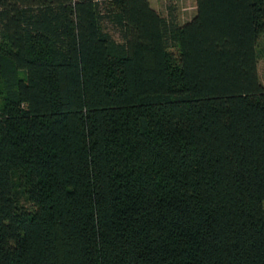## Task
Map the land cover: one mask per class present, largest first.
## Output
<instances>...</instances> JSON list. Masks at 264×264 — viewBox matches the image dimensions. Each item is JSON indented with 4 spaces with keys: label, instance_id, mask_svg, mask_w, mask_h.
<instances>
[{
    "label": "trees",
    "instance_id": "obj_1",
    "mask_svg": "<svg viewBox=\"0 0 264 264\" xmlns=\"http://www.w3.org/2000/svg\"><path fill=\"white\" fill-rule=\"evenodd\" d=\"M194 2L0 0V264H264V0Z\"/></svg>",
    "mask_w": 264,
    "mask_h": 264
},
{
    "label": "crops",
    "instance_id": "obj_2",
    "mask_svg": "<svg viewBox=\"0 0 264 264\" xmlns=\"http://www.w3.org/2000/svg\"><path fill=\"white\" fill-rule=\"evenodd\" d=\"M185 1L186 0H149V3L150 6L163 17L168 18L171 15L178 23L182 24L189 21L195 14V4L193 7L194 11L191 12V15L190 13H185L183 9V2Z\"/></svg>",
    "mask_w": 264,
    "mask_h": 264
},
{
    "label": "rangeland",
    "instance_id": "obj_3",
    "mask_svg": "<svg viewBox=\"0 0 264 264\" xmlns=\"http://www.w3.org/2000/svg\"><path fill=\"white\" fill-rule=\"evenodd\" d=\"M194 1L193 0H186L185 2H183V9L185 11V13H190L194 11L193 7H194ZM113 36L116 40H118L117 35L113 33ZM259 50L263 53L260 57V60L258 62V75L260 78L261 83L264 85V34L262 35L260 41H259Z\"/></svg>",
    "mask_w": 264,
    "mask_h": 264
}]
</instances>
